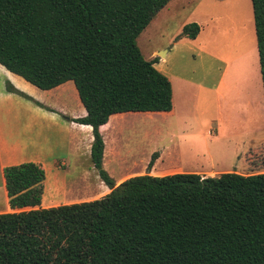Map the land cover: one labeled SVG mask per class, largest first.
<instances>
[{
  "label": "trees",
  "instance_id": "16d2710c",
  "mask_svg": "<svg viewBox=\"0 0 264 264\" xmlns=\"http://www.w3.org/2000/svg\"><path fill=\"white\" fill-rule=\"evenodd\" d=\"M169 1L0 0V66L42 91L72 82L85 116L70 121L91 128L89 159L109 189L42 209L40 166L4 167L7 205L19 211L0 213V264H264V173H146L115 185L101 167L110 117L171 113L169 81L135 44ZM250 6L264 108V0Z\"/></svg>",
  "mask_w": 264,
  "mask_h": 264
},
{
  "label": "rangeland",
  "instance_id": "374dc122",
  "mask_svg": "<svg viewBox=\"0 0 264 264\" xmlns=\"http://www.w3.org/2000/svg\"><path fill=\"white\" fill-rule=\"evenodd\" d=\"M189 1L171 3L164 19L160 17L152 20L154 21L152 25L150 23L138 35L135 44L143 59L152 60L157 68L163 66L177 71L192 72L196 81L210 89L222 71L224 61L229 62L231 60L229 57H232V64L226 68L223 82L220 84V91L228 94L229 104H219L221 108L217 109L214 94L210 90L208 102L204 104L207 120L203 121L202 126L192 127L194 136L190 140L175 137L172 119L143 115L118 117L117 124L120 128H115L114 133L109 131L105 136L107 145L104 158L101 159L102 169L115 181L127 173L128 175L146 173L150 160L154 163L153 169L157 171L155 173L158 174L173 171L201 173L202 176H217L227 172L240 175L264 173V132L256 131L254 134L250 132L263 125V121L260 104H255L257 101L255 98L259 97V94L258 84H255L257 80L253 50L255 40L249 0H238L237 3L231 0L225 5L213 0L214 4L206 3L203 6L191 2V7L195 9H180ZM188 11L202 12L209 17L210 22L205 20L200 39L205 43L207 53L203 61H201L203 56L185 53L175 44L182 37L181 28L178 27L180 22L187 18ZM232 19H235V22L247 19L248 24L245 27L241 25L240 30L238 29L234 35L230 29ZM221 43L224 45L223 48ZM223 50L225 52L222 54ZM158 52H161L159 56ZM203 69L205 72H202ZM254 86L255 89L252 90ZM249 98L252 99L251 102ZM180 111V107L177 108L178 115ZM217 111L222 118L221 131L225 136V139L221 137L220 140L215 136L219 133L215 128V122H209ZM158 120L167 121L169 124L166 122L162 124L161 137H156L157 129L154 124ZM206 129L213 131L214 135L205 136L203 132ZM253 149L259 151L253 153L251 151ZM67 177H71V174Z\"/></svg>",
  "mask_w": 264,
  "mask_h": 264
},
{
  "label": "crops",
  "instance_id": "0c3cea01",
  "mask_svg": "<svg viewBox=\"0 0 264 264\" xmlns=\"http://www.w3.org/2000/svg\"><path fill=\"white\" fill-rule=\"evenodd\" d=\"M180 1L185 0H170L161 10L158 11L152 20L160 19V17L164 19L171 3H177ZM228 1L231 0H218V2L223 5ZM234 1L235 3L238 2V0ZM191 2H196L199 6H203L206 3H215L213 0H190L185 7H181L180 9H195L194 7H191ZM248 3L250 5V0ZM195 13L198 14L196 15ZM234 14L236 15V11ZM186 17V19L180 22L178 28H182L189 23H195L199 27L198 33L194 39L181 37L178 43L175 44L179 45L180 49H183L185 53L203 56L201 59V61H203L205 59L204 56H206L207 53L205 51V43L200 39L203 34L205 20L209 21V17L202 12L200 13L196 11H193V13L188 11ZM151 21L150 23L152 25L154 21ZM231 23L230 26L232 28L230 29L234 35L237 34L238 29L240 30L241 25L245 27L248 24L247 19L240 22H235V19H232ZM252 33H254L253 29ZM223 43H221L222 48L224 46ZM225 46H227V44ZM224 50L222 51V54L225 52ZM253 50L257 75L255 84H258L259 94V97L255 98L257 100L256 103L255 101L254 103L260 104L263 125H259L258 129H252V131H250L251 133L253 132L252 134L256 131L264 132V108L255 41ZM229 58L233 61L232 57ZM231 60L229 62L224 61L222 71L219 73L212 89L206 87L203 83L196 81L191 74L192 72L177 71L171 68H164L163 66L157 68L154 65V62L153 67L165 76L170 83L172 103L171 113L167 115L124 113L110 117L107 124L99 128L104 144L101 159L104 158L107 145L104 139L105 136L109 134V131H113L114 133L115 128H120L117 124V118L124 115L157 116L169 120L172 119L175 126V137L185 140L192 139L194 136L192 127L195 126L197 128L198 126H202L203 121L207 120V110L204 107V104H207L208 102L207 96L209 95L210 90L214 94V103L216 104L217 109L221 108L219 104H229L228 94H223L220 91V84L223 82V75L226 73V68L232 64ZM162 61L161 58V63ZM202 72H205V70L203 69ZM255 78L256 76L254 75V79ZM6 84L10 85L14 90L27 98L6 92ZM254 89L255 86L254 88L252 87V90ZM175 91L177 92L178 97L175 95ZM251 100L252 99L249 101L251 102ZM179 107L181 109L180 115L177 114V108ZM84 116L85 111L78 100L72 82L67 81L52 89L42 91L0 66V198H2L0 213L19 211L11 210L7 205L8 199L4 189L2 169L4 167L21 163H34L39 165L43 170L44 179L42 181V192L39 202V208L42 209L92 201L109 192V189L102 183L96 169L93 167L89 159L90 145L92 141L91 128L87 125H81L70 121L71 119L82 118ZM158 121L154 124L155 129H157L156 137H161L163 133L162 124L165 122L168 124V122L164 120ZM209 122H215V128L219 132L216 133L217 135L215 134L217 139L220 140L221 137L225 139V136L221 131L222 118L218 111L215 112V115L212 116L211 119H209ZM203 134L208 137L214 135L213 131H210L209 129H206ZM112 136L113 135L111 134V137ZM217 144H219V141ZM114 155L117 156L115 153ZM101 167L103 168L102 161ZM153 168L154 163H152L150 169L147 170L146 173L151 176L167 175L155 173L157 171ZM173 173L181 172L173 171ZM173 173L170 172L168 174ZM68 174H71V177L68 178ZM198 175L202 176L201 173H198ZM132 176L137 175H128L127 173L119 177L116 181L112 180L115 185H117L121 181ZM203 176L214 177L208 175Z\"/></svg>",
  "mask_w": 264,
  "mask_h": 264
},
{
  "label": "water",
  "instance_id": "95a60500",
  "mask_svg": "<svg viewBox=\"0 0 264 264\" xmlns=\"http://www.w3.org/2000/svg\"><path fill=\"white\" fill-rule=\"evenodd\" d=\"M160 54H161V52H158V54H157V55L159 56Z\"/></svg>",
  "mask_w": 264,
  "mask_h": 264
}]
</instances>
